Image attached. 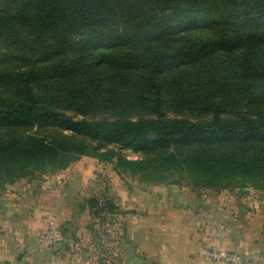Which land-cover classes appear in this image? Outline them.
Masks as SVG:
<instances>
[{
    "label": "trees",
    "instance_id": "1",
    "mask_svg": "<svg viewBox=\"0 0 264 264\" xmlns=\"http://www.w3.org/2000/svg\"><path fill=\"white\" fill-rule=\"evenodd\" d=\"M82 156L264 181V0H0V171Z\"/></svg>",
    "mask_w": 264,
    "mask_h": 264
},
{
    "label": "rangeland",
    "instance_id": "2",
    "mask_svg": "<svg viewBox=\"0 0 264 264\" xmlns=\"http://www.w3.org/2000/svg\"><path fill=\"white\" fill-rule=\"evenodd\" d=\"M203 31H192V33L197 35L202 34ZM179 117L206 119V116L191 114H183ZM76 118L80 119V117ZM101 118H113V115L105 114ZM31 132L41 134L36 129ZM64 134L67 133L64 132ZM76 138L93 146V143L86 139ZM104 152L117 153L127 160L148 157L131 148L115 145H105L100 149V153ZM27 171L31 174L28 173L26 177L17 176V174L11 176L0 171V196L10 195L9 193L21 196L26 193V190L33 193L42 180L52 181L51 187L58 186L60 182L59 186L68 185L69 188L72 184L69 181H77L79 195L82 198L79 211L84 212V207L88 209V218L84 219V225L97 233L96 237L92 236L93 243L95 241V244L99 245L104 252L107 247L112 249L114 255L118 254L121 243H124L121 234L123 232L119 230L116 234L113 229L123 227L126 213L152 218L149 214L153 211L157 215L155 218L158 219L160 214L163 217L170 211L192 210L198 213V218L201 219V211L205 209L204 212L208 216L203 215V220L208 219L210 235H216L217 231H220V234H225L229 240L224 252L237 257V262L245 261L246 257H249L248 251L246 255L244 252H237V235L240 236L242 233L247 237L245 243L247 247H252L251 250L256 251L253 256L264 260L263 180L240 177L220 179L193 173L184 168H169L165 170V181L158 183L157 179L150 175L133 174L117 164L115 158L101 160L86 156L80 157L62 170H51L45 167L36 170L29 168ZM170 181H179V184H169ZM239 190L248 192L241 194ZM32 193L31 195H34ZM92 199L98 203L99 208L104 206L105 201L111 202L115 208L112 213L101 212L98 216H94L88 208ZM114 255L113 259H115Z\"/></svg>",
    "mask_w": 264,
    "mask_h": 264
},
{
    "label": "crops",
    "instance_id": "3",
    "mask_svg": "<svg viewBox=\"0 0 264 264\" xmlns=\"http://www.w3.org/2000/svg\"><path fill=\"white\" fill-rule=\"evenodd\" d=\"M51 182L42 180L33 193L26 190L21 196H0V264H264L263 259L253 256L256 251L247 247L242 233L237 235V252L250 253L245 261L229 262L205 254L225 251L229 240L220 231L210 235L208 219L203 220V215L208 216L204 208L201 219L192 210L170 211L158 219L153 211L149 214L152 218L126 213L123 227L113 229L116 234L123 232L118 254L107 247L104 252L93 243L92 236L97 233L84 225L88 209L79 211L82 198L78 182L69 181L71 188L59 186L60 182L51 187ZM50 221L63 226V240L46 247L38 238Z\"/></svg>",
    "mask_w": 264,
    "mask_h": 264
},
{
    "label": "built area",
    "instance_id": "4",
    "mask_svg": "<svg viewBox=\"0 0 264 264\" xmlns=\"http://www.w3.org/2000/svg\"><path fill=\"white\" fill-rule=\"evenodd\" d=\"M15 241L19 243L18 237L15 234ZM63 240V231L61 225H59L56 221H50L48 223V228L46 232L38 238L39 244L46 247H51L57 244L58 242ZM207 255L212 257L213 259H223L229 262H237L238 259L234 255L226 253L224 251H212L205 252Z\"/></svg>",
    "mask_w": 264,
    "mask_h": 264
},
{
    "label": "water",
    "instance_id": "5",
    "mask_svg": "<svg viewBox=\"0 0 264 264\" xmlns=\"http://www.w3.org/2000/svg\"><path fill=\"white\" fill-rule=\"evenodd\" d=\"M169 184H179V181H170ZM247 192V190H239V193L241 194H246Z\"/></svg>",
    "mask_w": 264,
    "mask_h": 264
}]
</instances>
